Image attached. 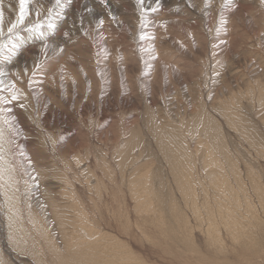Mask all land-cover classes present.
Wrapping results in <instances>:
<instances>
[{
    "label": "rangeland",
    "instance_id": "374dc122",
    "mask_svg": "<svg viewBox=\"0 0 264 264\" xmlns=\"http://www.w3.org/2000/svg\"><path fill=\"white\" fill-rule=\"evenodd\" d=\"M75 1L0 0V153L23 199L82 196L125 264H264V0H79L65 19ZM2 211L0 193V230Z\"/></svg>",
    "mask_w": 264,
    "mask_h": 264
},
{
    "label": "bare ground",
    "instance_id": "6f19581e",
    "mask_svg": "<svg viewBox=\"0 0 264 264\" xmlns=\"http://www.w3.org/2000/svg\"><path fill=\"white\" fill-rule=\"evenodd\" d=\"M93 1L94 0H91V2ZM79 6V0H76L70 8H68L70 11L65 16V19H68V16L71 18L77 12ZM233 45H235V43ZM23 54H21L22 58ZM27 56L28 55L25 54V57ZM176 63H178V61ZM263 95V91L259 90L258 98ZM223 109L226 112H230L226 105H223ZM207 132L210 133L209 131ZM1 144L2 140L0 139V145ZM198 148L199 147H197V149ZM2 150L5 149L2 148L1 151ZM7 154L8 153L5 151L2 154L0 153V193L4 201V211H2L4 228L0 230V237L5 235V238L9 240L11 246L17 248L21 254L26 256L24 258L25 261H32L36 264H125L124 252L129 250L122 246V239L112 240L106 232L104 233V229H98L92 225L93 223H91L90 220L91 217H89L88 214L89 211L84 204L82 196H80V199H76V197L74 199L73 195L76 196V194L72 192L71 195H66V197H64L65 203L61 204L57 202V198L63 199V196H60L61 194L53 196L51 193H45V200L43 197L42 199L38 197L39 200L37 201L40 204L41 202L45 204L46 208L44 210H37L33 204L24 200L22 194L25 190L22 185L23 183L19 182L16 179L18 176L13 174L11 162H9ZM205 157L206 159L203 161L205 167H213V169L221 167L220 161L212 156L210 150L205 153ZM44 174L54 175L55 172L49 171ZM215 176V178H211L213 184L222 186L221 182H224V179L218 177L217 174H215ZM142 180H145V182H142ZM63 181L68 182L67 179ZM137 181L138 182L134 184L135 188L132 190L135 195L136 193H139V195L149 193L150 195L151 191L148 185L145 184L147 182L146 176H141V174H139ZM82 182H88V178L84 177ZM89 186L90 185H87V189H89ZM189 194L191 201L197 206V197L194 190L189 188ZM69 202H74L75 205H69ZM147 208L148 209L144 211L147 212L152 210L150 202ZM135 209L140 210L137 209V207ZM198 209L199 207L197 206L196 214L199 212ZM211 210L214 212L213 209ZM218 210L222 217L220 220L218 217L216 219L214 216L210 215L211 218L207 221L206 226L204 224H195L196 227L205 226V228L202 227L204 229L201 230H204L206 235L212 232L210 242L215 240L216 237H219V229L221 227H230L231 224H234L236 221L232 214L233 211L228 206L224 208L218 207ZM146 214L149 215V213ZM48 218L53 221V225L49 223ZM185 220H182L181 223L182 229L185 230L184 232L190 229L188 226L189 224H187ZM200 220L202 221V219ZM237 233V230L232 231L233 239L237 237ZM0 242L2 243V241ZM217 243H219L217 240L213 241L214 246ZM45 249L47 250L44 251ZM0 264H8V259L1 245Z\"/></svg>",
    "mask_w": 264,
    "mask_h": 264
}]
</instances>
